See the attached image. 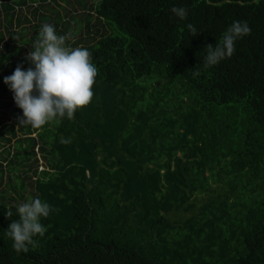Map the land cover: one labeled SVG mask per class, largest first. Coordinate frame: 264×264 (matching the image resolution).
<instances>
[{
	"label": "trees",
	"instance_id": "obj_1",
	"mask_svg": "<svg viewBox=\"0 0 264 264\" xmlns=\"http://www.w3.org/2000/svg\"><path fill=\"white\" fill-rule=\"evenodd\" d=\"M49 1L0 0V140L18 136L7 111L23 116L4 78L34 69L26 57L45 23L91 53L94 96L73 119L34 128L41 172L31 125L15 121L26 137L11 158L0 152V190L11 174L20 199L53 211L17 252L7 230L20 203L1 191L0 264H264V0ZM234 21L251 33L205 66Z\"/></svg>",
	"mask_w": 264,
	"mask_h": 264
},
{
	"label": "clouds",
	"instance_id": "obj_2",
	"mask_svg": "<svg viewBox=\"0 0 264 264\" xmlns=\"http://www.w3.org/2000/svg\"><path fill=\"white\" fill-rule=\"evenodd\" d=\"M171 11L182 20L187 18L186 8L173 7ZM187 28L192 35L198 33L192 24ZM250 33L246 21H234L215 46H206L205 66L231 58L235 42ZM71 39V33L58 35L53 25L45 23L26 57L34 69L24 71L18 65L12 75L4 78V83L14 93L17 106L23 110L20 125L40 128L52 121L59 123L65 117L71 120L77 109L91 103L98 70L86 48L68 46ZM51 211V206L40 198H29L17 207L19 220H14L7 230L17 252L27 253L28 246L37 243L34 237L45 234L41 218H47ZM6 215L11 218L13 213L7 210Z\"/></svg>",
	"mask_w": 264,
	"mask_h": 264
},
{
	"label": "rangeland",
	"instance_id": "obj_3",
	"mask_svg": "<svg viewBox=\"0 0 264 264\" xmlns=\"http://www.w3.org/2000/svg\"><path fill=\"white\" fill-rule=\"evenodd\" d=\"M12 1H15V0H12ZM71 4H73V5H75V1L76 0H68ZM89 2L91 1V0H88ZM57 3H59V1L58 0H53V1H49V2H46L45 3V5L47 4V6H46V8H52L54 5H56ZM62 6H63V8H65L66 10H68V9H70V6H68V4H63L62 3ZM50 15V14H49ZM63 15L67 18V14L65 13V12H63ZM54 18V17H53ZM113 28V33H117L116 32V28L115 27H112ZM4 108L5 107H0V111H2V110H4ZM5 111H6V109H5ZM9 114H10V111L8 110L7 111V116L9 117ZM7 116H5V117H7ZM7 117V119L5 120V124H7V125H10V126H12V125H15V130L17 131V133H18V136L15 138V139H12V141L10 142V143H2L1 142V140H0V152L3 150V149H7V152L5 153V157L8 155V152H9V150H10V158H11V156H13L14 155V153L16 152L15 150H14V147H15V145L17 144V141L18 140H21V139H23V138H25L26 136H25V133H22L21 132V129L20 128H22V127H25V126H20V125H18V124H16V120H18V121H20V119L21 118H23V116H21V117H19V116H17L16 118H8ZM3 120H4V117L2 116V115H0V132H1V130H2V123H3ZM48 128H50V127H48ZM31 129L33 130V134L30 136V137H33V138H35V141L37 142V141H39V144L38 145H36V147H35V149H34V152H35V160L37 161V166H38V172H41L42 170H44V169H48V165H46V161H45V159L43 158V155L41 154V152H40V148L42 147V143H41V141L38 139V135H37V132L36 131H34V128L31 126ZM6 134L4 133V134H2L1 135V138H4V136H5ZM25 136V137H24ZM7 161H8V159H7ZM11 162V161H10ZM35 162V161H34ZM36 163V162H35ZM7 164V163H6ZM5 163L3 164V166L4 165H6ZM16 165H18V163L16 164ZM16 165H13V166H16ZM9 165H7V166H5L6 168L8 167ZM20 175L21 176H25V174L24 173H20ZM11 176V174L10 175H8V174H4V176H3V178H2V187H1V190H0V195H1V191H5V192H7L8 193V195L9 196H12V197H15L16 199H18L19 200V202H14V201H12V200H10L9 199V196H7V200H6V202H8V203H10V204H15V205H18L17 203H24L25 202V199H20L19 198V196L17 195V193L20 191V190H16V191H12L10 188H9V178H11L10 177ZM34 180V179H33ZM13 182H15V180L13 179ZM17 183H19V181H17ZM26 191L27 192H25V197L26 196H30V195H33L34 194V189H33V187H32V185L29 183L28 185H26ZM31 198V197H30ZM1 201V200H0Z\"/></svg>",
	"mask_w": 264,
	"mask_h": 264
}]
</instances>
